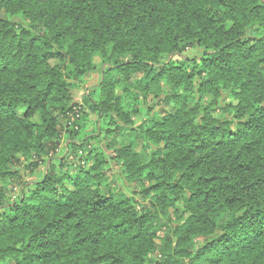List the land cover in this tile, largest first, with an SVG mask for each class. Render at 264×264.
<instances>
[{"label": "trees", "instance_id": "1", "mask_svg": "<svg viewBox=\"0 0 264 264\" xmlns=\"http://www.w3.org/2000/svg\"><path fill=\"white\" fill-rule=\"evenodd\" d=\"M4 181L0 264H264V0H0Z\"/></svg>", "mask_w": 264, "mask_h": 264}, {"label": "rangeland", "instance_id": "2", "mask_svg": "<svg viewBox=\"0 0 264 264\" xmlns=\"http://www.w3.org/2000/svg\"><path fill=\"white\" fill-rule=\"evenodd\" d=\"M13 21L19 22V19L14 18ZM199 54L200 53L197 52L196 50H189L184 55L189 57V58H193V57H198ZM98 61L99 60H97V62ZM101 79H102V74L100 72L88 75V77L86 78L85 85H83L80 90H77L75 92L76 102H82L83 95L86 93L87 89H89V91H90L92 88H94L96 85L99 84ZM156 103H157V100L156 99L152 100V97H150V101L148 102V104H149L148 106L154 107ZM147 113L148 112L145 111L143 113V115L135 118L134 123L136 125H140L141 122L144 119H146ZM83 126L86 127L84 129V133L94 132L100 126V124L98 123V117L93 116V115L88 117L86 124L83 123ZM102 144H103V142H102ZM139 145L141 146L140 143H139ZM60 147H61V150L64 149V147H65L64 142L61 143ZM62 153L63 152H60V155ZM26 166H27V164L25 163L22 167H20L18 169L20 171V176L22 178V182H26L29 184V183L37 182L40 179H42L44 172H45L43 168L41 170L35 172V173H31L28 169H26ZM109 175L111 177V182L114 181L116 187L122 189L124 192L128 191V186L126 185V182L122 178L121 174L117 172V170L111 169L109 172ZM1 187L4 188L5 193L11 197L14 196L15 194H17L20 191V189H22V186H20L17 181L0 182V188ZM1 264H9V263L5 262V263H1Z\"/></svg>", "mask_w": 264, "mask_h": 264}]
</instances>
